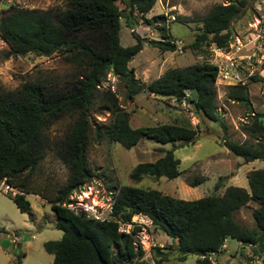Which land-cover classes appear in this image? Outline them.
<instances>
[{
    "label": "trees",
    "instance_id": "trees-1",
    "mask_svg": "<svg viewBox=\"0 0 264 264\" xmlns=\"http://www.w3.org/2000/svg\"><path fill=\"white\" fill-rule=\"evenodd\" d=\"M157 1L62 0V6L49 9L12 4L0 18V35L9 43L11 55L60 54L74 69L71 79L64 82L29 81L16 90L0 93V180L6 178L29 193L31 175L49 151L69 169L67 182L56 196H43L57 216L56 228L63 231L61 239L45 242L46 251L54 255L53 264H140L145 256L135 236L140 227L135 226L132 232L119 229L121 223H132L135 215L148 217L174 241L177 260L195 254L196 264H217L211 255L219 253L227 239H236L243 245L251 243L264 251V167L248 173L250 190L231 185L222 195L192 200L164 194L155 188L120 185L113 198L112 219L106 221L75 214L63 205L75 190L96 175L88 157L92 132L96 138L120 143L127 149L142 138L172 144L171 149H161L164 155L157 160L137 164L131 173L135 180L145 176L173 179L181 175V160L175 150L197 135L191 126L174 123L133 127L131 113L122 106L117 91L104 85L110 73L123 82L128 100L147 90L159 97L183 101L198 90L197 98L189 104L197 114L203 113L225 126L216 103L215 64L204 61L173 68L150 83L137 78L135 69L129 66L144 48V39L135 31L137 16L140 14L149 21L146 15ZM247 5L248 0L214 5L202 18V31L196 35L193 47L199 48L204 42L229 46L232 24L244 14ZM123 17L137 40L134 45L121 44ZM154 19L160 22L161 17ZM160 30L168 38L166 27ZM149 42L162 51L177 49L175 41ZM231 90L229 97L246 104L253 114L242 130L256 142L226 139L224 145L247 162L264 161V113L253 109L246 86H234ZM99 108L110 112L107 122L93 120L92 112ZM66 118L72 120L67 134L50 146L48 129ZM224 178H219L216 190L222 187ZM204 181L205 177L197 176L190 180V186H199ZM12 198L20 211L31 213L27 197ZM250 202L257 203L253 229L243 227L236 219V213ZM157 252L161 257L157 258L158 264L170 258L160 247ZM24 256L18 254L11 264H22Z\"/></svg>",
    "mask_w": 264,
    "mask_h": 264
},
{
    "label": "rangeland",
    "instance_id": "rangeland-1",
    "mask_svg": "<svg viewBox=\"0 0 264 264\" xmlns=\"http://www.w3.org/2000/svg\"><path fill=\"white\" fill-rule=\"evenodd\" d=\"M232 0H158L154 8L146 15L149 21L140 14L137 16L135 31L144 39V48L129 63L135 69L137 78L145 83L159 78L173 68H183L204 61L214 62L217 54L213 52V42H204L201 47H193L196 35L202 31V18L216 4H229ZM18 4L22 7L49 9L63 5L62 0H0V18L8 7ZM123 8V4L119 3ZM160 15V22L154 16ZM176 17V20L173 19ZM150 22V24L148 23ZM121 44L131 46L136 43L132 29L127 26L125 17L121 19ZM166 27L168 38L162 36L160 28ZM232 41L230 48L238 40L264 36V0H248L244 14L232 24ZM171 40L184 42L183 52L179 47L175 51H162L149 40ZM178 44V43H177ZM250 53V51H248ZM249 63V62H248ZM251 65H261L250 60ZM264 68V64L262 65ZM74 69L66 63L60 54L50 56L28 53L11 55L10 45L0 35V93L13 91L29 81H61L71 79ZM117 91L120 102L131 113L133 127L174 123L191 126L196 129V137L187 145L176 148L175 155L181 160V175L169 179L166 177L145 176L135 180L131 173L137 164L155 161L164 151L171 149L172 144H161L149 138H142L134 147L127 149L122 144L110 142L105 138H96L91 134V144L88 151L89 162L96 175L82 188L75 190L70 196L75 201L90 202L102 209L113 200L115 190L120 185H132L144 188H155L164 194L182 198L199 199L208 195H222L228 186H241L250 190L248 173L264 167V161L247 162L243 157L235 156L224 145L226 139L243 142L256 140L242 130V125L251 121L253 114L246 104L234 101L229 97L231 87L246 86L252 107L256 112L264 113V82L257 79L247 81L246 85L217 79L218 111L224 118L225 126L220 121H213L203 113L197 114L192 104L178 101L175 98H164L144 90L133 100L125 96L123 82L110 73L104 83ZM93 120L107 122L111 117L109 111L96 109L92 112ZM71 118H66L53 124L47 131L50 146L64 138L69 130ZM69 176V169L53 151L39 163L31 175L29 196L31 213L20 211L13 196L0 192V264H11L18 254L24 253L22 264H53L54 255L45 249V242L59 240L63 231L56 228L57 216L51 203L44 198L56 196L59 188L64 186ZM197 176L206 178L196 187L190 186V180ZM224 176L222 187L215 189L219 178ZM38 193V194H37ZM257 203L250 202L236 213L237 221L247 229L256 227L253 211ZM129 232L135 226L140 230L135 234L138 248L145 251L140 264H157L161 258L157 252H167L170 258L161 264H196L198 256L189 255L186 260H177L174 241L156 228L152 221L142 215H135L132 223H123ZM121 225V224H120ZM5 229L6 231H3ZM17 237L18 240L13 242ZM230 239L233 244L236 240ZM26 245V246H24ZM213 262H217L212 258ZM245 260L250 261L247 257ZM221 261V260H220ZM217 264H219L217 262Z\"/></svg>",
    "mask_w": 264,
    "mask_h": 264
},
{
    "label": "built area",
    "instance_id": "built-area-1",
    "mask_svg": "<svg viewBox=\"0 0 264 264\" xmlns=\"http://www.w3.org/2000/svg\"><path fill=\"white\" fill-rule=\"evenodd\" d=\"M176 20V17L173 16ZM179 51L183 52L184 42L179 40L176 42ZM178 43V44H177ZM231 43V42H230ZM250 51V53H248ZM213 52L217 54L215 61L211 62L217 66L218 77L232 83V85H246L248 79L259 78L264 82V36L261 34L256 35L255 38H247V40H238L233 47L229 46L221 47L216 43L213 44ZM255 59V62L261 65V68L255 65H251L250 60ZM249 62V63H248ZM183 102H186L183 100ZM0 192L10 194L13 197L23 195L25 197L33 196L38 197L32 193H28L10 182L6 178L0 180ZM71 197V196H70ZM63 204L69 210L75 214H84L88 218H93L100 221H106L112 219L113 213V200L107 205L105 209L90 203V202H78L74 198H70ZM125 224L121 223L119 229L124 232H129L126 229ZM226 243V241H225ZM243 244V243H242ZM249 250L247 251V257L251 260L244 261V264H264V251H260L256 248V245L251 243L245 244ZM255 248L258 251H255ZM240 259L243 260L242 253H238Z\"/></svg>",
    "mask_w": 264,
    "mask_h": 264
},
{
    "label": "crops",
    "instance_id": "crops-1",
    "mask_svg": "<svg viewBox=\"0 0 264 264\" xmlns=\"http://www.w3.org/2000/svg\"><path fill=\"white\" fill-rule=\"evenodd\" d=\"M17 240L18 238L15 237L13 239V242H16ZM236 241H237L236 244H233L232 241L230 242V239H227L221 251L217 254L211 255L212 258L215 259L219 264H244V261L247 258L246 253L249 250V248L246 245H243L240 241L238 240ZM239 252L242 253L243 260L240 259V255L238 254ZM152 262L155 264V261L153 259Z\"/></svg>",
    "mask_w": 264,
    "mask_h": 264
},
{
    "label": "water",
    "instance_id": "water-1",
    "mask_svg": "<svg viewBox=\"0 0 264 264\" xmlns=\"http://www.w3.org/2000/svg\"><path fill=\"white\" fill-rule=\"evenodd\" d=\"M197 94H198V90H194L193 92H191L186 98L185 101L187 103H190L191 100H194L197 98Z\"/></svg>",
    "mask_w": 264,
    "mask_h": 264
}]
</instances>
